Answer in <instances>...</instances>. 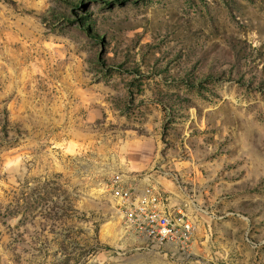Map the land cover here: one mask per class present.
<instances>
[{
  "label": "rangeland",
  "instance_id": "1",
  "mask_svg": "<svg viewBox=\"0 0 264 264\" xmlns=\"http://www.w3.org/2000/svg\"><path fill=\"white\" fill-rule=\"evenodd\" d=\"M0 264H264V0H0Z\"/></svg>",
  "mask_w": 264,
  "mask_h": 264
},
{
  "label": "built area",
  "instance_id": "2",
  "mask_svg": "<svg viewBox=\"0 0 264 264\" xmlns=\"http://www.w3.org/2000/svg\"><path fill=\"white\" fill-rule=\"evenodd\" d=\"M139 186H111L125 224L154 246H188L194 232L192 218L180 206L167 205L160 189L149 180Z\"/></svg>",
  "mask_w": 264,
  "mask_h": 264
},
{
  "label": "crops",
  "instance_id": "3",
  "mask_svg": "<svg viewBox=\"0 0 264 264\" xmlns=\"http://www.w3.org/2000/svg\"><path fill=\"white\" fill-rule=\"evenodd\" d=\"M169 206H171V207H176V206H172V205H169Z\"/></svg>",
  "mask_w": 264,
  "mask_h": 264
}]
</instances>
